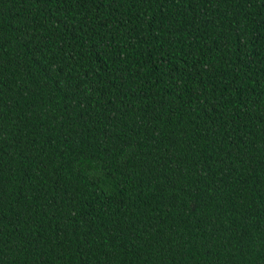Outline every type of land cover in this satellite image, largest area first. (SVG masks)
<instances>
[{"label": "trees", "instance_id": "16d2710c", "mask_svg": "<svg viewBox=\"0 0 264 264\" xmlns=\"http://www.w3.org/2000/svg\"><path fill=\"white\" fill-rule=\"evenodd\" d=\"M0 264H264V0H0Z\"/></svg>", "mask_w": 264, "mask_h": 264}]
</instances>
